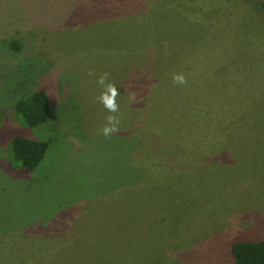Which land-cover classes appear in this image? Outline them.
Returning a JSON list of instances; mask_svg holds the SVG:
<instances>
[{
  "label": "rangeland",
  "instance_id": "obj_1",
  "mask_svg": "<svg viewBox=\"0 0 264 264\" xmlns=\"http://www.w3.org/2000/svg\"><path fill=\"white\" fill-rule=\"evenodd\" d=\"M89 70L120 91L110 138ZM36 89L51 113L27 128L14 104ZM15 134L49 142L36 170L12 169ZM248 229L264 234V0H0V264H229Z\"/></svg>",
  "mask_w": 264,
  "mask_h": 264
},
{
  "label": "trees",
  "instance_id": "obj_2",
  "mask_svg": "<svg viewBox=\"0 0 264 264\" xmlns=\"http://www.w3.org/2000/svg\"><path fill=\"white\" fill-rule=\"evenodd\" d=\"M11 47L16 49L18 46L12 43ZM51 108L48 94L36 89L15 102L14 113L23 126L34 128L48 121ZM48 148L49 142L44 139L13 135L8 141L12 169L19 171L18 173L36 170L44 161ZM249 230L251 229L243 232L239 239L228 246L227 253L231 256L229 264H264V234L253 232L250 235L247 233Z\"/></svg>",
  "mask_w": 264,
  "mask_h": 264
},
{
  "label": "clouds",
  "instance_id": "obj_3",
  "mask_svg": "<svg viewBox=\"0 0 264 264\" xmlns=\"http://www.w3.org/2000/svg\"><path fill=\"white\" fill-rule=\"evenodd\" d=\"M88 75L95 78V83L100 88V93L96 97L99 104L102 105L107 113H110L105 117V123L100 128V133L110 138L112 135L120 131L119 124L120 119L117 115L120 111V105L117 102V98L120 96V91L115 83L109 80V74L95 73L89 70ZM172 82L177 86H183L187 84V78L182 72H173L171 74ZM137 97L133 94L129 96V104L136 103Z\"/></svg>",
  "mask_w": 264,
  "mask_h": 264
}]
</instances>
